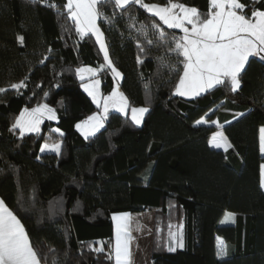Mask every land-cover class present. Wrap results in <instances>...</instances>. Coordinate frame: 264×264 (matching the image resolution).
I'll return each instance as SVG.
<instances>
[{
  "label": "trees",
  "instance_id": "1",
  "mask_svg": "<svg viewBox=\"0 0 264 264\" xmlns=\"http://www.w3.org/2000/svg\"><path fill=\"white\" fill-rule=\"evenodd\" d=\"M173 2L209 10V0ZM241 2L248 16L264 10V0ZM66 3L0 0V88L6 89L0 92V197L21 220L41 264H114L113 214L144 211L155 214L150 264H264V61L249 58L235 92L226 81L200 96H180L182 57L168 52L150 27L147 36L138 29L156 22L169 37L183 33L139 5H99L106 16L115 13L111 24H98L128 109L148 112L136 125L129 110H110L104 127L85 138L76 124L99 107L76 69L99 67L104 55L94 35L76 32ZM98 75L110 91L109 68ZM20 81L26 86L11 89ZM42 101L55 107L57 120L23 136L12 130L25 106ZM201 118L208 123L195 125ZM212 121L224 125L227 151L209 143L218 129ZM57 142L59 155L40 151ZM173 228H181L183 246L170 251ZM218 238L226 255L218 254Z\"/></svg>",
  "mask_w": 264,
  "mask_h": 264
},
{
  "label": "snow or ice",
  "instance_id": "2",
  "mask_svg": "<svg viewBox=\"0 0 264 264\" xmlns=\"http://www.w3.org/2000/svg\"><path fill=\"white\" fill-rule=\"evenodd\" d=\"M114 3L117 9H126L129 5H139L148 13L154 14L169 29H179L183 34L169 37L159 23L153 22L150 26L143 25L142 31L148 35L149 27L154 30L158 42L169 44L167 51L176 53L178 64H182V75L175 87V93L180 96H200L211 89L224 85L230 81L231 90L235 92L240 88V77L250 57L264 59V10H252L251 15L244 13L246 4L241 0H209V10L201 13L196 7H189L183 3H174L168 0L164 6L145 3V0H67L65 5L68 17L75 24V30L81 38L88 34L95 36L104 54L107 67L114 74V78L121 77L119 70L113 65L109 57L107 45L103 39V32L98 25V19L111 24L113 17L106 16L99 10V5ZM55 7V5H50ZM178 10V11H177ZM135 19V17H130ZM130 27H135L131 24ZM23 42V37H19ZM147 43H153L148 40ZM164 59L163 57L161 58ZM103 67V66H102ZM173 70L177 65H169ZM98 69L81 67L76 73L87 83L82 87L92 97L98 107H102V113H94L86 120L76 124L85 138L95 135L104 127V121L108 117L109 108H115L121 113H127L129 107L128 98L118 87L114 88L107 96H101L99 92L100 81L95 79ZM87 74V77L86 75ZM24 81L11 84V89L19 90L25 87ZM6 89L0 88V92ZM47 95V93L45 94ZM47 112L48 119H56L55 110L47 104L39 105L31 110L25 108L15 123L12 130L20 129L21 136L25 131L38 132L41 116ZM148 112L145 107L131 108V120L139 125L144 114ZM238 115H243L238 114ZM204 118L195 121L199 126L207 124ZM218 127H222L217 121H212ZM59 133V129L55 130ZM209 143L215 148H224L227 151L231 144L223 132L213 135ZM62 144H44L40 151H52L59 155ZM260 150L264 152V127L260 129ZM261 172V184L264 186V165ZM230 217L231 214H226ZM115 244L113 255L115 264H130V243L133 239L131 231L130 214H114ZM142 226H138V230ZM219 241V255H226V246ZM102 250V249H101ZM171 250V249H170ZM42 257L34 249L29 235L21 220L0 199V264H41Z\"/></svg>",
  "mask_w": 264,
  "mask_h": 264
},
{
  "label": "crops",
  "instance_id": "3",
  "mask_svg": "<svg viewBox=\"0 0 264 264\" xmlns=\"http://www.w3.org/2000/svg\"><path fill=\"white\" fill-rule=\"evenodd\" d=\"M220 125L222 127H218V129L214 132V134L217 132H223L224 134V129H223L224 125L223 124ZM262 154H264V152H262ZM262 165H264V163H262ZM261 171H262V167H261ZM0 199L2 198L0 197ZM123 213L130 214V218H131V231H132L133 239L131 240L130 243V253H131L130 264H150L153 236L155 232V214L152 211H144L134 214L129 212H118L114 214H123ZM138 226H142V227L138 230ZM114 228H115V223H114ZM179 229H180L179 230L180 234H178V236L174 239L172 237L173 232H170L169 242H168L169 245L173 246L174 243L180 239L182 230L181 228ZM114 244H115V234L113 241V249H114ZM114 264H115V259H114Z\"/></svg>",
  "mask_w": 264,
  "mask_h": 264
},
{
  "label": "rangeland",
  "instance_id": "4",
  "mask_svg": "<svg viewBox=\"0 0 264 264\" xmlns=\"http://www.w3.org/2000/svg\"><path fill=\"white\" fill-rule=\"evenodd\" d=\"M145 3H148V4H157V5H161V6H164L163 4H158V3H154V2H145ZM174 3H176V2H174ZM184 5H186V6H189V7H193V6H191V5H187V4H184ZM178 11V10H177ZM98 22V21H97ZM99 25V24H98ZM102 31V30H101ZM103 39H104V36H103ZM104 41H105V39H104ZM106 43V42H105ZM104 55V54H103ZM103 66V67H102ZM82 67H92V68H94V69H98V71H97V73H96V76H95V79H98L99 81H100V85H99V92H100V95L101 96H107V95H109L111 92H112V90L114 89V88H117L118 87V89H119V91L120 92H123V90L121 89V86H120V81H121V78H122V76L121 77H119V78H114V82H113V87H112V89L110 90V91H105L104 89H103V80H102V78H101V76H99L98 75V73H99V71H102V70H107V65H106V62H105V60H104V62H102L101 64H99V67H95V66H89V65H84V66H82ZM81 68V67H80ZM109 71L111 72V74L113 75V77H114V74L112 73V71L109 69ZM120 72V71H119ZM121 73V72H120ZM86 75V77H87V74H85ZM88 82V79L86 78V80H84L82 83H81V87H82V84L83 83H87ZM82 89L84 90V88L82 87ZM85 91V90H84ZM86 92V91H85ZM87 93V92H86ZM124 93V92H123ZM88 94V93H87ZM89 95V94H88ZM125 95V94H124ZM91 97V96H90ZM185 97H191V96H185ZM92 98V97H91ZM42 104H47L50 108H53L54 110H55V115H56V119H48V114H47V112H45L42 116H41V122H40V124H39V130H40V128H41V125H42V123L45 121V120H57L58 119V115H57V111H56V109H55V107L53 106V105H51V104H49L47 101H42V102H40V103H38V104H36V105H34V106H25L23 109H22V111L25 109V108H27V109H29V110H31V109H33V108H36V107H38L39 105H42ZM141 107V106H140ZM140 107H131V108H140ZM131 108H130V110L129 109H127V112H128V110L130 111V113H131ZM115 108H109V111L110 110H114ZM21 111V112H22ZM102 111H103V109H102V107H99V109H98V111L96 112V113H102ZM21 112H20V114H21ZM20 114L17 116V117H19L20 116ZM93 115V114H92ZM91 116V115H90ZM17 119V118H16ZM87 119V118H86ZM85 119V120H86ZM79 130V129H78ZM80 131V130H79ZM81 132V131H80ZM24 133H30V132H28V131H25ZM82 133V132H81ZM57 143H60V142H57ZM48 144V143H47ZM54 144V143H53ZM228 219H230V217H227V216H225L224 218H223V222L225 223ZM150 224V223H149ZM180 229L179 228H173L172 229V231L171 232H173L172 233V237H173V239L174 238H176L177 236H178V234H180V231H179ZM221 241H222V239H220ZM145 246V245H144ZM183 246V233H181V237H180V239L177 241V242H175L174 243V245L173 246H171V245H169V250L171 249L172 251L173 250H175V249H177V248H179V247H182ZM170 250V251H171Z\"/></svg>",
  "mask_w": 264,
  "mask_h": 264
},
{
  "label": "built area",
  "instance_id": "5",
  "mask_svg": "<svg viewBox=\"0 0 264 264\" xmlns=\"http://www.w3.org/2000/svg\"><path fill=\"white\" fill-rule=\"evenodd\" d=\"M259 59L262 60V61H264V59H261L260 57H259Z\"/></svg>",
  "mask_w": 264,
  "mask_h": 264
}]
</instances>
